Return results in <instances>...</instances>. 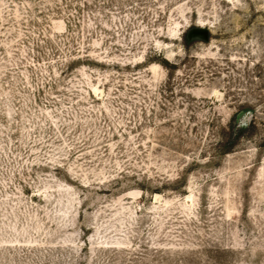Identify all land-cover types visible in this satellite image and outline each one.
<instances>
[{
  "label": "rangeland",
  "instance_id": "374dc122",
  "mask_svg": "<svg viewBox=\"0 0 264 264\" xmlns=\"http://www.w3.org/2000/svg\"><path fill=\"white\" fill-rule=\"evenodd\" d=\"M0 264H264V0H0Z\"/></svg>",
  "mask_w": 264,
  "mask_h": 264
}]
</instances>
